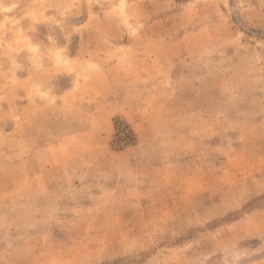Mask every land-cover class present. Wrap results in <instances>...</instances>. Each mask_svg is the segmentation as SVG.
Masks as SVG:
<instances>
[{"label":"rangeland","instance_id":"rangeland-1","mask_svg":"<svg viewBox=\"0 0 264 264\" xmlns=\"http://www.w3.org/2000/svg\"><path fill=\"white\" fill-rule=\"evenodd\" d=\"M0 264H264V0H0Z\"/></svg>","mask_w":264,"mask_h":264}]
</instances>
